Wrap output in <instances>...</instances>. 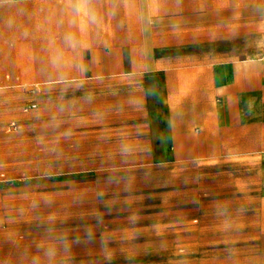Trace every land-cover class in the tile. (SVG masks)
Here are the masks:
<instances>
[{"label":"crops","instance_id":"0c3cea01","mask_svg":"<svg viewBox=\"0 0 264 264\" xmlns=\"http://www.w3.org/2000/svg\"><path fill=\"white\" fill-rule=\"evenodd\" d=\"M241 1L101 0L115 15L90 37L82 85L65 92L50 81L36 29L49 5L4 0L0 93L40 79L43 112L73 111L70 137L105 144L117 160L109 169L255 159L264 152V6Z\"/></svg>","mask_w":264,"mask_h":264},{"label":"rangeland","instance_id":"374dc122","mask_svg":"<svg viewBox=\"0 0 264 264\" xmlns=\"http://www.w3.org/2000/svg\"><path fill=\"white\" fill-rule=\"evenodd\" d=\"M57 108L1 90L0 264H264V152L109 169Z\"/></svg>","mask_w":264,"mask_h":264},{"label":"clouds","instance_id":"9594fccd","mask_svg":"<svg viewBox=\"0 0 264 264\" xmlns=\"http://www.w3.org/2000/svg\"><path fill=\"white\" fill-rule=\"evenodd\" d=\"M4 3V0H0ZM49 12L38 18L37 31L44 33L46 72L53 86L62 91L79 87L88 71L83 53L91 47V35L102 31L105 18L115 15V6L105 10L101 0H44ZM14 20L8 21L12 27ZM91 103L93 96L86 98ZM61 110H63L61 108ZM50 256L53 254L50 250Z\"/></svg>","mask_w":264,"mask_h":264}]
</instances>
